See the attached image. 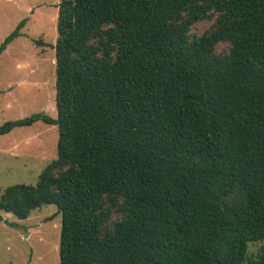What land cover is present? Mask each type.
<instances>
[{
    "label": "trees",
    "instance_id": "trees-1",
    "mask_svg": "<svg viewBox=\"0 0 264 264\" xmlns=\"http://www.w3.org/2000/svg\"><path fill=\"white\" fill-rule=\"evenodd\" d=\"M57 7V116L0 124L57 126V157L0 210L55 204L60 264H264V0Z\"/></svg>",
    "mask_w": 264,
    "mask_h": 264
},
{
    "label": "rangeland",
    "instance_id": "rangeland-1",
    "mask_svg": "<svg viewBox=\"0 0 264 264\" xmlns=\"http://www.w3.org/2000/svg\"><path fill=\"white\" fill-rule=\"evenodd\" d=\"M60 0H0V44L25 19L21 35L0 53V124L34 113L56 118L55 56ZM209 21L195 23L201 35ZM222 45L217 50L220 51ZM58 130L37 121L0 135V194L7 186L32 184L57 157ZM61 215L44 204L25 219L0 210V264H60ZM259 244H250L256 254Z\"/></svg>",
    "mask_w": 264,
    "mask_h": 264
}]
</instances>
